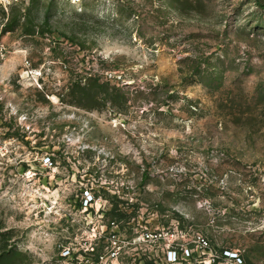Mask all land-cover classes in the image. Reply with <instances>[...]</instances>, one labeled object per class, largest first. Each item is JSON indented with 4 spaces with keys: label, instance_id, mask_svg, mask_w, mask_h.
Instances as JSON below:
<instances>
[{
    "label": "rangeland",
    "instance_id": "1",
    "mask_svg": "<svg viewBox=\"0 0 264 264\" xmlns=\"http://www.w3.org/2000/svg\"><path fill=\"white\" fill-rule=\"evenodd\" d=\"M0 48V264H161L130 241L177 227L264 264V0H27Z\"/></svg>",
    "mask_w": 264,
    "mask_h": 264
},
{
    "label": "built area",
    "instance_id": "2",
    "mask_svg": "<svg viewBox=\"0 0 264 264\" xmlns=\"http://www.w3.org/2000/svg\"><path fill=\"white\" fill-rule=\"evenodd\" d=\"M25 1L27 0H0V7L7 9ZM93 201L94 197L86 191L85 204L89 205ZM130 243L133 246H145L148 249L160 247L163 252L161 264H245L238 250L231 248L215 250L208 238L199 231L183 230L178 227L167 232L160 230L144 232L132 238ZM112 244L117 246V251L113 255H119L121 247L115 241H112ZM147 258V264H154L152 253H149Z\"/></svg>",
    "mask_w": 264,
    "mask_h": 264
},
{
    "label": "trees",
    "instance_id": "3",
    "mask_svg": "<svg viewBox=\"0 0 264 264\" xmlns=\"http://www.w3.org/2000/svg\"><path fill=\"white\" fill-rule=\"evenodd\" d=\"M102 78L97 76H90L87 79V82L84 87V91L89 95L90 99L96 103L98 99H101L103 102H113L118 103L122 99V95L115 86L110 87V82L101 81ZM103 95V96H101ZM96 99V100H95ZM50 161V159H49ZM115 212L119 218H125L126 215L117 212V208H114Z\"/></svg>",
    "mask_w": 264,
    "mask_h": 264
}]
</instances>
